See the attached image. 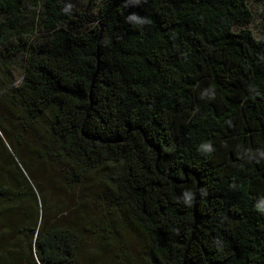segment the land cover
<instances>
[{
	"label": "trees",
	"instance_id": "1",
	"mask_svg": "<svg viewBox=\"0 0 264 264\" xmlns=\"http://www.w3.org/2000/svg\"><path fill=\"white\" fill-rule=\"evenodd\" d=\"M0 264H264V0H0Z\"/></svg>",
	"mask_w": 264,
	"mask_h": 264
},
{
	"label": "rangeland",
	"instance_id": "2",
	"mask_svg": "<svg viewBox=\"0 0 264 264\" xmlns=\"http://www.w3.org/2000/svg\"><path fill=\"white\" fill-rule=\"evenodd\" d=\"M17 76V75H16Z\"/></svg>",
	"mask_w": 264,
	"mask_h": 264
}]
</instances>
